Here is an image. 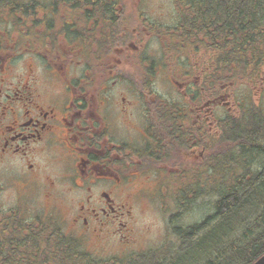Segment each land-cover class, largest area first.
Listing matches in <instances>:
<instances>
[{
	"label": "flooded vegetation",
	"instance_id": "flooded-vegetation-1",
	"mask_svg": "<svg viewBox=\"0 0 264 264\" xmlns=\"http://www.w3.org/2000/svg\"><path fill=\"white\" fill-rule=\"evenodd\" d=\"M178 2L193 31L192 18L207 15L195 0H0V168L20 171L17 198L35 183L51 198L64 179L67 192L78 197L66 231L60 227L82 245H104L126 231L132 202L157 193L167 177L155 174L157 192L138 186L139 179L172 174L178 157L184 164L202 159L197 145L221 137L225 106L232 114L231 96L215 80L213 62L190 61L171 76L183 92L179 99L158 94L151 74L128 71H140L150 61L145 54L156 53L149 40L176 39ZM169 6L171 29L161 20ZM206 35L189 50L216 52L205 46ZM146 85L149 95L142 92ZM53 158L58 171L49 174ZM30 214L22 207L0 219V236L27 233L17 223L31 221Z\"/></svg>",
	"mask_w": 264,
	"mask_h": 264
},
{
	"label": "trees",
	"instance_id": "trees-1",
	"mask_svg": "<svg viewBox=\"0 0 264 264\" xmlns=\"http://www.w3.org/2000/svg\"><path fill=\"white\" fill-rule=\"evenodd\" d=\"M195 3L199 9H206L207 15L202 16V11L198 12L190 22L193 29L190 31L189 18L185 12L181 13L176 28L179 38L188 39L192 34L200 39V34L207 33L208 47L216 51L211 61L215 65L214 77L221 80L225 87L232 85L239 77H246L250 81L259 79L260 69L264 65V0H195ZM218 71L221 74L217 77ZM242 111L241 117L228 116L224 120L221 137L209 139L208 153L223 144L218 150L226 154L240 148L245 155L256 154L258 159L264 160V112L249 103L245 104ZM257 114L262 117H255ZM244 160L248 167H244L245 170L235 178L233 185L221 193L214 203L212 214L186 227L170 224L182 247L192 240L195 243L206 228L214 225L210 234L205 238L201 236L202 241L209 242V246L216 247L214 245L222 236L227 239L230 234L236 237V248L230 253L218 252L203 264H253L264 255V162L260 164V161H251L249 158ZM252 164L256 169H251ZM187 188L180 194L179 201L183 202V199L197 193L195 188L193 193L189 186ZM200 195L205 194L200 192ZM261 205L262 212L251 221L249 216L256 213L252 211L254 206ZM2 211L0 209L2 221L19 213V210ZM182 212L178 211L174 217ZM58 224V221L48 216H38L23 224L17 223L18 228L22 226L27 233L13 230L0 236V264H148V261L151 264L150 259L157 258L156 253H160L156 250L129 257L101 259L82 250V243L68 236ZM243 226L248 228L237 236L236 231H240ZM228 229L231 233L226 234ZM216 232H220L221 236L213 235ZM192 263L195 262L187 256L181 264Z\"/></svg>",
	"mask_w": 264,
	"mask_h": 264
},
{
	"label": "rangeland",
	"instance_id": "rangeland-1",
	"mask_svg": "<svg viewBox=\"0 0 264 264\" xmlns=\"http://www.w3.org/2000/svg\"><path fill=\"white\" fill-rule=\"evenodd\" d=\"M154 1L160 4L171 5V1L173 0H149V3L154 4ZM176 8L182 13L185 12V8L180 2ZM171 10L172 7L169 6L166 8L165 14L161 15L164 28L171 29L174 27V15L170 14ZM201 38L199 39L194 36L192 38L189 37L186 41L178 42H167L164 37L161 39H151L148 41L149 47L155 46L156 53L153 55L145 54L146 57H150V61L148 62L146 60L145 65L140 71L137 68L134 71L133 69H128V71L139 75L141 72L144 75L151 74L155 79L153 89L158 94L179 99L183 96V92L179 87L172 85L171 76H177L180 68L190 61H196L201 58L204 62L211 63L214 58L215 52L210 50L203 52H191L189 50V45L195 42L200 43ZM205 46H208V44L206 45L205 43ZM157 62L160 64L159 69L156 67ZM79 72L80 75L83 74V71L80 69ZM259 74V79L256 78L250 81L246 77H239L232 85L229 84L230 86L226 89V92L231 96L230 101L233 104V116L227 114L228 108L225 106V118L228 116L235 118L241 117L243 107L247 103L259 107L264 112V65L261 67ZM142 92L145 95L151 94V85H146V90ZM258 115L262 117L261 114H257L255 117ZM263 131L264 128L262 129V134H264ZM210 138L215 137L212 135ZM208 140L206 141L205 139V141L203 140L201 144L197 145L200 149L203 148L204 150V157L202 159L192 160L191 162L187 161L184 164L181 161L183 159L178 157L175 163L178 167L174 166L176 169L172 174H169V172H164L163 174L151 173L145 175V178L139 179L138 186H142L143 184L145 190H150L155 186L154 192H157L156 182H158L159 176L155 174L162 175L163 177L161 178L163 179L167 177L164 184H160L161 186L157 193H148L145 197L142 195L138 198V203L135 200L132 202V218L130 217L128 220V229L126 231H120L112 237L111 241H108L104 245H84L81 246V249L101 259H107L113 256L129 257L159 250L160 253L158 251L156 253L157 258L152 257L150 259L152 261L151 264H181L187 256L191 257L193 262H195L194 264H203L210 256L218 252H226L225 254H228L233 248H236V245H234V239L236 237H233L231 234L228 239L222 236V239L220 241L218 240L217 244L214 245L216 247L209 246V242L206 243L205 240L202 241L201 236L205 238L207 234H210L214 230L215 225L206 228L197 237L195 243L192 240L189 241L188 245L185 244L182 247L178 237L173 234L170 225L176 224L180 227H186L202 221L206 216L214 212V203L220 197L221 193L227 191L233 185L235 178L245 170L244 167H248V163L244 160L245 158H249L251 161H260V164L261 161L262 163L264 162L261 158L258 159L256 154H252V156L245 155L244 151L241 152L240 148H236L234 151L226 154L225 151L218 150L223 144H219L213 148L216 150H211L208 153ZM190 150L191 148L187 151L190 152ZM198 153L196 152V154ZM58 163L55 158L50 160L48 162V169L46 170L47 173L56 174L58 171ZM252 168L256 169L253 164ZM183 170L186 171L184 172ZM14 171L0 168V208L5 210L1 211L7 212L8 209L19 208L18 212L20 213L22 207L25 211L31 209V218L33 217L35 219L38 216L49 215V217L58 221V225L63 226V230L66 231L67 222L73 216L74 202H76L78 194L68 193V185L65 184L63 179L56 182L55 189L49 194L51 198L43 197L39 193L38 189H40V186L38 183L34 184V186L38 185L34 190L30 188L21 198L19 195L17 198L14 179L19 176L20 171L17 169L16 173ZM187 172L188 175H185ZM51 181L50 178H44L43 180L48 186L52 185ZM187 186L191 188L192 193L195 188L197 193L190 196L191 198L183 199V202H181L178 199L183 190L188 189ZM200 192L205 195H200ZM142 197L144 198L142 199ZM181 205L185 207L182 208ZM263 205L258 207L254 206L252 211L258 214L251 213L249 216V219H252L251 221H254L259 213L262 212ZM180 210H183L182 214L175 218L174 216ZM246 228L248 227L243 226L240 231H236L237 236L242 231L244 232ZM225 233L229 234L231 232L228 229ZM124 234L125 236H123ZM213 235L221 236L220 232H216ZM148 264H150L149 261Z\"/></svg>",
	"mask_w": 264,
	"mask_h": 264
},
{
	"label": "water",
	"instance_id": "water-1",
	"mask_svg": "<svg viewBox=\"0 0 264 264\" xmlns=\"http://www.w3.org/2000/svg\"><path fill=\"white\" fill-rule=\"evenodd\" d=\"M253 264H264V255H262L256 262Z\"/></svg>",
	"mask_w": 264,
	"mask_h": 264
},
{
	"label": "bare ground",
	"instance_id": "bare-ground-1",
	"mask_svg": "<svg viewBox=\"0 0 264 264\" xmlns=\"http://www.w3.org/2000/svg\"><path fill=\"white\" fill-rule=\"evenodd\" d=\"M256 261H257V260H256ZM256 261H255V262H256Z\"/></svg>",
	"mask_w": 264,
	"mask_h": 264
}]
</instances>
